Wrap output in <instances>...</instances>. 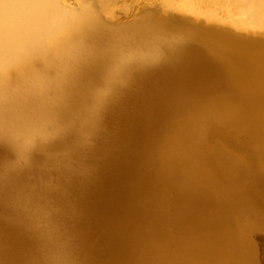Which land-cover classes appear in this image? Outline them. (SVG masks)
I'll list each match as a JSON object with an SVG mask.
<instances>
[{
    "label": "bare ground",
    "instance_id": "obj_1",
    "mask_svg": "<svg viewBox=\"0 0 264 264\" xmlns=\"http://www.w3.org/2000/svg\"><path fill=\"white\" fill-rule=\"evenodd\" d=\"M32 143L0 264H264V0H0V164Z\"/></svg>",
    "mask_w": 264,
    "mask_h": 264
},
{
    "label": "clouds",
    "instance_id": "obj_2",
    "mask_svg": "<svg viewBox=\"0 0 264 264\" xmlns=\"http://www.w3.org/2000/svg\"><path fill=\"white\" fill-rule=\"evenodd\" d=\"M34 144L32 143L26 150L21 151L16 155V158L5 164H0V193H3L8 185H10L14 178L22 174L26 170H31L35 165L32 158ZM67 155L66 153H44V160L38 165L42 171H51L52 168H59L61 164V157ZM42 179V178H41ZM53 184L50 178L44 182L45 187H51ZM24 192V187L18 188L7 200L6 206L13 212L17 210L18 200L21 193Z\"/></svg>",
    "mask_w": 264,
    "mask_h": 264
},
{
    "label": "rangeland",
    "instance_id": "obj_3",
    "mask_svg": "<svg viewBox=\"0 0 264 264\" xmlns=\"http://www.w3.org/2000/svg\"><path fill=\"white\" fill-rule=\"evenodd\" d=\"M16 229L10 230L8 232L2 233L1 236H9L12 235L15 232ZM264 237V236H263Z\"/></svg>",
    "mask_w": 264,
    "mask_h": 264
}]
</instances>
